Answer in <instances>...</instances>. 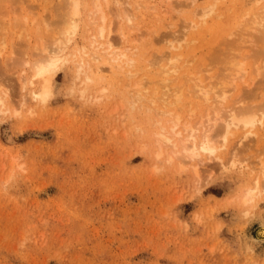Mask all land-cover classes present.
Instances as JSON below:
<instances>
[{
	"label": "rangeland",
	"instance_id": "374dc122",
	"mask_svg": "<svg viewBox=\"0 0 264 264\" xmlns=\"http://www.w3.org/2000/svg\"><path fill=\"white\" fill-rule=\"evenodd\" d=\"M48 1L53 2V9L57 7L59 11L61 0L59 3L56 0H0V20L4 21L3 24L0 21L1 51L3 47V51H0V71L7 76L0 77V92L6 93H0L4 100L1 109L4 113L0 112V264H264V237L257 235L260 226L264 225V171L261 170L264 168V127L257 122L251 129L230 128L225 133L220 131L218 136L212 132L211 135L216 137L213 139L217 142V155L226 165L232 162L234 156H238V159L234 160H239L236 164L237 169L242 167L241 172L222 171L213 156L210 159L204 156L202 160L185 159L187 164L181 158L184 167H180V159H177L179 154L172 152V146L169 149L170 144L166 143L167 146L164 147V144L162 147L164 142L159 139L160 135L155 137L156 133H162L169 138L173 125H170L168 120L173 121L175 116L179 119L176 120L179 125L173 133L177 129L182 131L180 123L187 125L189 122L191 127H198L203 119L199 121L201 116L205 119L215 117V111L209 113L213 110L208 107L210 102H205V105L201 98L192 97V91H188L191 90V83L186 77H195L198 74L195 78L204 79V76L215 77V74L221 72L216 70L219 67L217 64L221 62L219 58L223 57L222 61L226 59L230 62L228 59L235 55L226 58V53L219 50L220 47L225 52L227 50L221 43L231 41L233 45L236 43L234 48L237 44L241 45L238 42L242 36L235 35L234 28L237 29L241 25L239 22L245 23L242 22L244 13L247 15L249 10L250 13L258 10L263 1L257 3V0H181L184 4L189 1L192 3L185 6L180 1L179 4L182 5L178 7V3L173 4L172 0V8L164 11L159 6L160 0H124L131 4L129 7L123 6V10L130 14L129 22L123 17L119 20L114 18V10H110L114 7L111 0L110 7L105 9V15L109 11L113 13L110 17L106 15V21L113 22H110L113 25L109 34V50L123 53L127 61L119 62L113 68L101 66V71L96 70L97 78L85 85L82 75L76 77L72 61L64 62L53 80L51 94L40 101L31 95L28 88L21 89L17 74L24 68L20 66L23 60H19L24 50L27 54L21 58L30 59L29 61L33 59L32 55L37 53L32 51L39 46L36 42L40 40V35L36 32H40L41 37L46 33H42V21H36L37 24H34L33 20L48 18L43 23L50 20L44 24L45 29L51 26V34L48 33L50 36L55 34V25L59 24L57 31L62 27V23L57 24L58 17L61 16L60 11L55 10L58 14L55 19L56 12L52 8L50 10L53 6H49ZM88 3L89 0H81L78 20L80 24L77 23L76 36L74 34L69 43L70 50L82 46L88 48L90 37L98 33L96 26L99 21L94 25L88 21L93 19L88 16L89 10L93 9L91 3ZM57 4L59 5L56 6ZM209 7H212L213 15L208 13L209 15L203 18L197 14L193 15L194 10L208 12ZM44 8L47 9L46 13H42ZM15 13H18L17 17L20 18L19 14L26 15L24 19L28 17L27 21H24L25 24L20 21L24 28H28L23 29L25 33L28 30L26 34L29 33V36L23 35L24 38L28 37L29 44L23 42V35L20 36L23 29H15L17 25H10L15 22H11ZM1 15L10 19H1ZM30 15L35 17L33 22L30 21L32 24L28 22L33 18ZM8 21L9 25L6 23ZM188 21L195 26L190 28V24H186ZM182 22H185L183 25L186 24L188 28H182ZM237 22L239 26L236 25ZM4 23L7 24L5 29ZM33 24L39 29L32 27ZM34 28L39 31H34ZM184 28L182 33L181 29ZM240 28L239 33L243 29ZM18 31L20 32L17 33ZM30 31H34L39 40L36 39L37 36L33 37L35 34ZM57 31L59 36L60 31ZM177 31H180V34ZM174 32L178 37H183L179 39L181 43L171 39L175 35L170 36L171 38L166 36L168 39L164 37L165 34ZM228 32H235L237 37L234 38L233 34L232 36L236 42L227 40L231 38H228ZM251 33L252 31L249 32L250 35ZM257 33L261 32L255 34ZM11 34L13 37H10ZM47 35L45 34V37ZM50 36L49 41L48 37L46 40L42 38L44 43H50ZM15 37L21 38L19 41L23 46L25 43L28 48L22 49L21 52L20 42L17 39L16 44ZM223 37H227L226 41L222 40ZM251 41L262 50L261 40L258 39L260 44L254 39ZM231 42L224 43L228 49ZM32 43L36 44L34 49L30 47ZM11 44L19 45L20 49L17 51L18 46ZM9 45L14 48H9ZM170 45L177 49H171ZM246 46L242 49V46H239L241 50L236 48L240 56L234 58L239 62L243 59L244 67L242 63H238L246 70L245 74L252 78L253 83L251 81V86L246 90L244 88V94L240 93L242 101L236 97V93L243 89L237 87L221 106L226 111V108L236 102L233 101L232 104L231 99H239L241 103L237 100L239 104L236 102L233 108L238 106L244 109L236 111L237 117L239 112L243 116L248 107L254 109L255 113L250 112L251 110L247 113L259 114L255 110L258 105L260 112L261 108L262 112L264 111V77L260 78L264 72L261 67L264 62L260 63L264 60V55L259 53L256 56L255 46L252 50L251 45ZM9 49L15 50L11 51L14 53L11 56ZM214 51H217L216 54ZM218 52H221L220 57L217 56ZM152 53L157 56L174 53L180 56L177 65L182 66L186 62L187 67L184 64L173 76H159L164 61L160 59V64L156 61V67L155 60L158 59ZM213 53L217 57H212ZM246 53L253 58L245 56ZM213 59L219 62L216 63ZM255 60H259V66ZM234 61L233 63H236ZM15 64L18 65L15 67ZM255 65L257 69L260 67L262 70L261 72L259 68L260 71L256 73L258 76L255 74ZM228 66L231 67L230 64ZM203 69L207 70L208 75ZM180 75L181 77H178ZM173 77H176L175 81ZM144 78L145 83L150 82V86L148 83L145 87L139 84ZM161 79H172L168 86L166 84L167 89H171L169 94H173L172 97L177 93L174 87H181L178 89L181 95L178 101L176 96L173 104L174 98L171 96L166 103L160 99L158 101L157 97L163 90L158 85L164 87L167 83H162ZM135 83L141 86L137 88ZM181 83L183 84L179 86ZM81 89L84 92L81 93ZM247 89L252 91L249 92L251 96H248ZM103 90L105 92H102ZM136 93H139V98L135 96L138 98L137 102L134 97L138 95ZM207 107L211 110L206 111ZM223 109H220V115L224 113ZM205 111L207 115L203 114ZM194 121L198 124H194ZM219 125L221 122L217 128ZM196 126L194 128H197ZM160 127L163 128L162 132ZM246 130L253 135L246 136ZM243 137H246L245 140ZM156 138L162 142L160 147ZM241 138L243 142L238 149L236 142ZM171 139L180 147L176 136ZM234 146H237L238 151L233 149ZM156 153L161 155L157 157ZM260 163H263L262 167ZM194 166L197 167V175L193 173ZM208 175L212 176L209 181L206 178ZM246 191L247 194L251 191L254 196L250 194L251 198ZM243 196H246V202L243 201Z\"/></svg>",
	"mask_w": 264,
	"mask_h": 264
},
{
	"label": "bare ground",
	"instance_id": "6f19581e",
	"mask_svg": "<svg viewBox=\"0 0 264 264\" xmlns=\"http://www.w3.org/2000/svg\"><path fill=\"white\" fill-rule=\"evenodd\" d=\"M11 1V0H10ZM21 1V0H20ZM53 1V0H52ZM57 1V3H59V1L60 0H56ZM84 1V0H83ZM86 1H88V0H86ZM101 1V2H100ZM104 3H103V2ZM110 1L111 0H109V1H107V0H89V3L88 4H90L91 3V5L90 6H92V8L93 9H91V10H89V13H88V16H90V17H92L91 19L92 20H88V21H90L89 23H92L93 25L95 24V23H97L98 21H99V24H98V26H96L97 28V30H98V33H97V35H95V36H91L90 38H91V41H90V46H88V48L87 47H81V48H76V49H72V50H70L69 49V43H70V41L72 40V38L74 37V36H76V30L78 29L77 28V23H79V16H80V9H81V0H61L60 1V8H59V11H60V14L59 15H61V16H59L58 17V20H59V22H57V24L58 23H62V27L59 29V31H60V34H59V36L56 34V31L58 30L57 29V26L59 25H55V27H56V31H55V34H52L51 36L49 35V34H51L50 32V30L52 29H49V28H46L45 29V25L44 24H47V23H43V21H45L46 22V20L48 19H45V20H43V18H42V20L40 19L41 17H39V19H40V21H38L37 19L36 20H33V19H35V17H33L32 15H30V16H32L33 18L30 20H28V22L29 23H31L32 24V22L34 21V24H37L36 23V21L39 23V22H41L42 21V23L40 24V25H43V29L42 30H44L42 33L44 34L45 32V34L47 35L48 33V35L45 37V34H44V36L43 37H41V35L42 34H39L40 32H36L37 33V35H40V40L38 39V36L35 34V32L34 31H36L37 29H39V28H37L36 26L37 25H35L34 26V24L32 25V27L34 26L35 28H37V29H35L33 32H31L30 31V33L32 34V33H34L35 35H33V37H36V39H38L39 41H37L36 43H37V45H39L38 46V48H35L36 46V44L35 43H32V45H30V47H33V46H35V47H33V49L34 50H32V48H30L32 51H36L37 53H36V55L34 54V56L32 55V60L31 61H29V60H25L26 58H24V59H22L23 58V56H26L25 54H27V53H25L26 51L24 50L26 47L28 48V46H25V43H24V46H23V44L19 41V40H21V38L23 39L24 38V36L26 35V36H29V33L28 34H26L27 33V27L25 26V28H27L26 30V33H25V28L22 26L23 25V23L22 22H24V21H27V19H28V17L27 18H23V17H25L24 15L22 16L21 14H19L20 16H21V18L20 17H17V14L18 13H15V14H13V17L11 18L12 19V21L11 22H17V21H19V22H17V24H15V22H14V24L12 23V24H10L11 26H13V27H15V25H17V27H15V29H17L18 27H19V30H21V29H23V30H21L22 32H20V31H18L17 33H21V35L20 36H22L23 34H25V35H23L20 39H18L17 37V35H15V36H17V37H15L14 39H16L15 40V43L17 44V42L19 41L20 42V44L19 45H21V49H20V47H19V45H16V46H18L16 49H17V51H18V49H20L21 50V52H22V49L24 50V54H22V55H20V58H19V60H23L22 61V64L20 65V66H22V68H23V66H24V68L21 70V74L18 72V74L17 75H19L18 76V79H19V82H20V87H21V89H26V88H28L29 89V91H30V93H31V95L35 98V99H39L40 101L41 100H44V98H46L48 95H50L51 94V92H52V86H53V80H54V78H55V76H56V74H57V72H58V70H59V67L64 63V62H68V61H72V63L75 65V69H76V77L77 76H79V75H82L83 76V78H84V80H83V82H84V85L85 84H88V83H91L92 81H93V79L94 78H97V77H95L96 76V70L99 72V71H101V66H103L104 67V65H107V67H110V68H113V67H115V64L117 65L119 62H121V61H123V60H125V61H127L126 59V57H125V55L123 54V53H119V52H114V51H111V50H109V48L111 47V44H110V41H109V34H111V30H112V27H111V25H113V24H111V23H113L111 20H108V21H106V17H110L111 15H113V13H114V18H116L117 20H119V19H121V17H123V18H126L129 22L131 21V17H130V14L127 12V10H123V6L124 5H128V7L131 5L129 2H127V1H124V0H112L111 2H112V4H113V6L114 7H111V9L110 10H114V12L112 13V12H110L109 10V12H110V15H109V12L108 13H106V15L108 14V16H106L105 15V9L107 10V8L108 7H110L109 6V4H110ZM161 2L159 3V6H160V8H162V9H164V11L167 9H169V7H171L172 8V6H171V4H172V0H160ZM180 1L181 0H179L178 2H174V0H173V4H176L177 5V3H178V7H179V5H182V4H179L180 3ZM247 1V0H246ZM259 1H263V2H261V4L262 5H260L261 7H258V10H255V11H252L251 13H250V11L251 10H249V13L246 15L245 13H244V15H245V17L247 18V20H246V18L244 17V15H242V16H240V18H239V20H241V17H242V22H244L245 21V23L246 22H248V24H242V23H240L239 22V24H241L240 26L238 25V22H237V24L236 25H238L237 27L239 28V29H241L240 27H242L243 29L241 30L242 32L241 33H239V29L237 28V29H235L236 27V25L234 26L235 28H234V31H236V33L235 32H228V38H230V39H227V40H233V41H235L236 42V40L234 39V38H236L237 36H242L241 37V39L239 40V44H241V45H239L240 47H241V49L244 47V48H246L247 46V44L250 46L251 45V47H250V49L252 50L253 48H254V46H255V49H256V51H255V49H254V55H256L257 56V54L259 55V53H261V55H264V0H257V3H259ZM181 2H183V1H181ZM184 2H185V0H184ZM184 2H183V4H184ZM47 3V2H46ZM48 5L50 6V4L52 5V3L53 2H51V1H48ZM56 3V2H55ZM103 3V4H102ZM192 2H186V4H184L185 6H188V5H190ZM255 3H256V1L254 2V6H255ZM138 4V3H137ZM47 5V7L49 8V6ZM54 5V4H53ZM52 5V6H53ZM59 4H57L56 6H58ZM139 5V4H138ZM214 5V4H213ZM257 5V4H256ZM55 6V7H56ZM85 6V5H84ZM89 6V7H90ZM137 6V5H136ZM212 6V5H211ZM252 6H253V4H252ZM251 6V7H252ZM253 6V7H254ZM46 7V6H45ZM46 7V8H47ZM88 7V8H89ZM139 7V6H138ZM214 7V6H213ZM217 7V6H216ZM252 7V8H253ZM51 8L53 9L54 8V6L53 7H50V10H51ZM85 8V7H84ZM215 8V7H214ZM245 8H247V7H245ZM255 8H256V6H255ZM260 8V9H259ZM207 9H209V10H207L208 12H200L199 10L198 11H195L194 10V16L197 14V15H199V16H201V18H203L204 16H206L207 17V15H209L208 13H210L211 14V12H212V7H209V8H207ZM254 9V8H253ZM252 9V10H253ZM54 11L55 10H57V12H59L58 11V9H57V7L55 8V9H53ZM83 10V9H82ZM85 10V9H84ZM112 10V11H113ZM43 12L42 13H44V11H45V13L47 12V9L45 10V8H44V10H42ZM49 11V10H48ZM54 11H53V13H54ZM246 11H248V10H246ZM245 11V12H246ZM257 11H259V12H257ZM56 12V11H55ZM57 12L56 13H54V16L56 17H54L55 19H57V16L56 15H58L57 14ZM217 12V11H216ZM30 13H32V12H30ZM34 13V12H33ZM32 13V14H33ZM169 13V12H168ZM24 14H27V13H25L24 12ZM29 14V13H28ZM36 14V13H35ZM41 14V13H40ZM52 14V13H51ZM249 14H250V16H249ZM14 15H16V16H14ZM211 15H213V14H211ZM35 16V15H34ZM43 16H44V14H43ZM46 16V15H45ZM88 16H87V19H88ZM218 16V15H217ZM1 19H3V18H6V17H8V16H2L1 15ZM15 17V18H14ZM52 17H53V15H52ZM61 17V18H60ZM13 18H14V20H13ZM245 18V19H244ZM7 19V18H6ZM8 19H10L9 17H8ZM15 19H19V20H15ZM53 19V18H52ZM54 19V20H55ZM60 19H61V21H60ZM98 19V20H97ZM20 20H22V22L20 21ZM33 20V21H32ZM1 22H2V20H0ZM30 21H32V22H30ZM55 21H57V20H55ZM4 22V21H3ZM3 22H2V24H3ZM108 22V24H105V23H107ZM111 22V23H110ZM8 25H9V21L8 22H6ZM6 23H4V25L6 24ZM18 23L20 24L19 26H18ZM183 23H185V22H182V24H181V26H182V28L183 27H185V28H188L187 27V25L188 24H190L189 26H190V28L191 27H194L191 23H189V21L188 22H186V24H184L183 25ZM7 24H6V26H4V25H1V26H4V29L7 27ZM24 24H25V22H24ZM50 24V23H49ZM55 24V23H54ZM80 24V23H79ZM78 24V25H79ZM91 24V25H92ZM39 25V24H38ZM50 25H53L52 23L50 24ZM27 26H29V25H27ZM54 26V25H53ZM21 27V28H20ZM32 27H31V29H32ZM38 27H40V26H38ZM42 27V26H41ZM60 27V26H59ZM58 27V28H59ZM79 27V26H78ZM3 28V27H2ZM1 28V29H2ZM8 28H10V27H8ZM93 28H95V27H93ZM111 28V29H110ZM185 28L184 29H181L182 31V33H184L183 32V30H185ZM189 28V29H190ZM4 29H2V30H4ZM11 29H12V27H11ZM14 29V30H15ZM30 29V30H31ZM47 29H49V31L47 30ZM7 30V29H6ZM14 30H12L13 32H14ZM41 30V31H42ZM46 30V31H45ZM233 30V29H232ZM232 30H230V31H232ZM9 31L11 32V30L9 29ZM24 31V32H23ZM37 31H39V30H37ZM53 31L54 30H52V33H53ZM59 31H57V32H59ZM252 31V33H251V35L252 34H254L253 36H251L250 34H249V32H251ZM253 31H254V33H253ZM178 32V31H177ZM239 34H238V33ZM256 32H261L260 34L262 35H260L259 33H257V34H255ZM12 33V32H11ZM15 33V32H14ZM16 33V34H17ZM179 34H180V31L178 32ZM181 33V34H182ZM234 33H235V35H237V36H235L234 35ZM10 34V33H9ZM75 34V35H74ZM167 34H169V33H167ZM167 34H165V38H167L168 36L170 37H172L173 35H175V36H173L171 39L174 41H176V40H178V42L180 41L179 39H181V37H180V35H179V37H178V34H176L175 32L174 33H172V34H169V35H167ZM232 34L234 35V38H233V36H232ZM58 37H57V36ZM74 35V36H73ZM257 35V36H256ZM12 36V34L10 35V37ZM49 36L51 37V41H50V43L48 42V44H46V43H44V41L42 40V38H45L44 40H46V38H47V40L49 39ZM54 36V37H53ZM56 36V37H55ZM167 36V37H166ZM260 36H261V38H260ZM13 37V36H12ZM178 37V38H177ZM225 37V36H224ZM223 37V39L222 40H225L226 41V38H224ZM252 37V38H251ZM257 37H258V39L259 40H261L262 41V45H261V48H262V50L260 49V47H258V45L256 46V44H254V43H251L252 41H251V39L253 40H256L257 41V43H259V41H258V39H257ZM28 37H25L24 38V41L23 42H26V43H28L29 44V41H28V39H27ZM90 38H88V39H90ZM177 38V39H176ZM183 38V37H182ZM17 39H18V41H17ZM27 39V40H26ZM168 39V38H167ZM13 40V39H12ZM26 40V41H25ZM42 40V42H40ZM50 40V39H49ZM48 40V41H49ZM171 40V41H172ZM17 41V42H16ZM170 41V43L172 44V42ZM12 42H14V41H12ZM34 42H35V38H34ZM177 42V43H178ZM221 42V41H220ZM227 43H228V41H226ZM226 42H224L223 41V43H221V44H223L225 47H224V49H227L228 51L230 50V47H232L231 45H233L232 43L233 42H231V44H230V46H229V49L226 47V45L224 44V43H226ZM229 42V43H230ZM234 42V43H235ZM11 43V40H10V42H9V44ZM72 43V42H71ZM179 43H181V41L179 42ZM226 43V44H227ZM228 43V44H229ZM35 44V45H34ZM236 44V43H235ZM234 44V45H235ZM254 44V45H253ZM260 44V43H259ZM11 45H13V46H15L14 44H11ZM27 45V44H26ZM88 45V44H87ZM234 45H233V47L231 48V50H230V52L228 53L227 52V50H226V52L225 51H223L222 50V48L220 49L219 48V50H221L222 52H224V53H226L224 56L226 57V58H230L229 56L230 55H233V54H235V55H233V57L231 58V59H228L230 62H227V60L225 61V60H223L222 61V58L220 57V54H221V52H218V55L217 56H219L220 58L219 59H221L220 61V63H221V65H219V64H217L219 67H221V69L217 66V65H215L217 62H219V60L217 61V60H214L216 63L214 64L216 67H218V69H216V70H218V71H221V72H224V74L223 73H221V72H218L217 74H215V79L213 78V77H205L204 76V79L202 78V79H197V78H195V77H192V75H190V76H185L186 77V80L189 82V83H191V90H188V91H192L191 92V94H193L194 96H192V97H196V98H201V100H203L204 101V104H205V102H210L209 103V108L211 107V109H213V110H211V109H209L208 107L207 108H205V110L206 111H208V110H211L209 113L210 114H212V113H214L213 111H215V117L213 118V117H211V119H210V117H209V119H205V117L204 116H201L200 117V119H199V121H201V118H203L202 119V121H205V122H200L199 123V125H198V127L196 126V125H194V124H198V123H196L195 121H197V120H195L194 122V126H196L197 128H194V126L193 127H191L190 125H189V122H187V125H183V123H180V124H182L180 127H181V129H182V131H180V130H176L174 133H173V130H175V128L177 127V125H179L178 124V122H176V120H179V119H176V118H178L177 116H175L176 118L172 121L171 119H169L168 121L170 122V125H173V126H171L172 127V130H171V128L170 127H168V128H170L169 130H171L172 131V133H173V136H171L172 135V133L169 135V132H171V131H169L168 133H167V135H169V138L168 137H166L164 134H159V133H156L155 135V137H160L161 136V138H159L162 142H164L163 144H161L162 142H160V141H158V139L156 138V143L159 145V147H160V144L162 145V147H163V145H164V147L165 146H167L168 144H170L169 146H170V148L169 149H171V146H172V152L173 153H177V154H179L180 155V158H179V155H178V158H177V155H175L174 154V156L177 158V159H180L179 160V162H181L180 163V167H184V162L187 164V160H193V159H196V160H202V157H204V156H206V157H208L209 159H210V157L211 156H213V158L215 159V160H217L218 161V165H219V168L220 169H223L222 171H224V170H229V171H236L237 170V172L239 171V172H241V169H242V167L240 166V168H238L237 169V162L239 161H236L235 162V160L234 159H238V156H236V158H235V156L233 157V160H232V162H230V163H228L227 165L225 164V162H224V160L221 158V157H219V155H217V152H218V147H217V142H216V140H214L213 138H216L215 137V135H217L218 136V134H219V132L221 131V132H223V133H225V132H227L230 128H233V129H251L253 126H254V124L256 123V124H258L257 122H259V124L258 125H262L263 127H264V121H262V118L264 117L263 116V112H262V108H261V112H260V109H259V106L260 105H258V109H259V111H258V109H255V110H257L256 111V113L257 112H259V114L257 113V115L256 114H254L255 112H254V109H249L250 107H248V110H251L250 112H254V113H247L248 112V110H246L247 112L246 113H244V115L242 116L241 114V112H239V114H236V115H239L238 117L237 116H235V113H237L236 111H243V110H241L243 107H236V109L235 108H233L234 106H236V105H234L236 102H237V100H239V99H237V100H235V98L236 97H239L240 99H241V97L240 96H242L241 94L243 93L244 94V88H245V90H246V88H249L251 85L250 84H252L253 83V80H251L252 78H250V77H248L245 73V69H243L242 68V66L239 64V63H242V65H243V59H242V61L241 62H239V61H236V59H237V57H239L240 55H238V51H237V49H240L239 48V46H238V44H237V46L234 48ZM244 45V46H243ZM253 45V46H252ZM13 46H8L9 48L11 47V48H14ZM15 46V47H16ZM217 46V45H216ZM219 46V45H218ZM246 46V47H245ZM248 46V47H249ZM260 46V45H259ZM23 47V48H22ZM170 47H171V49L173 48V49H177V47L175 48L174 46L172 47L171 45H170ZM258 47V48H257ZM217 48V47H216ZM237 48V49H236ZM37 49H38V51H37ZM233 49V50H232ZM234 49H235V51H234ZM240 49V50H241ZM6 50V49H5ZM20 50H19V52H20ZM30 50V51H31ZM167 50V49H166ZM216 50V49H215ZM1 51V50H0ZM2 51H3V47H2ZM1 51V52H2ZM11 51H15V50H11ZM10 51V49H9V55L11 56V54L13 55L14 53H12ZM29 51V52H30ZM68 51V52H67ZM231 51H232V53H231ZM262 51V52H261ZM11 52V53H10ZM166 52V51H165ZM216 52L217 51H214V53L216 54ZM234 52V53H233ZM237 52V53H236ZM163 53V52H162ZM213 53V54H214ZM4 54V53H3ZM17 54V53H16ZM19 54V53H18ZM30 55H31V53H29ZM38 54V55H37ZM152 54H155L156 55V53H152ZM152 54H150L151 56H153ZM212 54V57L213 56H216L215 54L213 55ZM253 54V53H252ZM165 55V56H164ZM164 55H162V56H155L158 60H155V64L158 62V61H160V59H161V61H164V65L162 66V68H161V72L160 73H158V75L160 76V74H163V75H165V77L166 76H169V75H176L178 72V69H180L182 66H184V64L186 65V62H184V64L182 65V66H179V65H177L178 64V60H179V57L180 56H178V55H176V54H172V53H168V54H164ZM223 55V54H222ZM221 55V56H222ZM226 55H228V57L226 56ZM238 55V56H237ZM248 55H249V53H248ZM247 55V53L245 54V56H248ZM261 55H260V57H261ZM3 56V55H2ZM19 56V55H18ZM216 56V57H217ZM234 56L236 57V59L234 58ZM244 56V55H243ZM243 56H242V58H243ZM3 57H5V56H3ZM22 57V58H21ZM36 57H37V59H36ZM160 57V58H159ZM184 57V56H183ZM249 57V56H248ZM35 58V59H34ZM241 58V57H240ZM246 58V57H245ZM249 58H253V57H249ZM264 58V57H263ZM69 59V60H68ZM151 59H153L152 57H151ZM224 59V58H223ZM248 58H246V60H247ZM16 60H17V58H16ZM18 60V61H19ZM33 60H35V61H33ZM148 60V59H147ZM181 60V59H180ZM185 60V59H184ZM233 60H235L236 61V63H233ZM263 60V59H262ZM260 61V63L261 62H264V60L263 61ZM13 61V60H12ZM33 61V62H32ZM150 61V60H149ZM148 61V62H149ZM157 61V62H156ZM160 61V62H161ZM183 61V60H182ZM181 61V62H182ZM187 61V60H186ZM234 61V62H235ZM256 61V60H255ZM259 61V60H258ZM258 61H256L257 62V64H258ZM3 62V61H2ZM1 62V63H2ZM14 62H16L15 61V59H14ZM225 62H227V63H225ZM239 62V63H238ZM9 63H11V62H9ZM13 63V62H12ZM92 63L94 64V65H92ZM159 63V62H158ZM225 63V65H222V64H224ZM259 63V64H260ZM2 64H4V63H2ZM160 64V63H159ZM231 65V67L230 66H228V65ZM252 64V63H251ZM255 63H253V65H254ZM259 64H258V66H259ZM263 64V66H261L262 68H264V63H262ZM6 65V64H5ZM14 65V64H13ZM16 65H18V64H15V67H16ZM72 65V64H71ZM148 65H150V64H148ZM153 64H151V66H152ZM19 66V67H20ZM93 66V67H92ZM156 67H157V64L155 65ZM225 67V68H222V67ZM256 66L257 65H255V68H256ZM5 67V66H4ZM14 67V66H13ZM14 67V68H15ZM18 67V66H17ZM152 67H154V66H152ZM155 67V68H156ZM186 67H187V65H186ZM227 67V68H226ZM243 67H244V65H243ZM8 68H10V67H8ZM159 68V69H160ZM254 68V66H253V69H255ZM260 68V67H259ZM259 68L256 70L255 69V74L258 72V70H259ZM1 69V68H0ZM13 69V68H12ZM20 68H18V70H19ZM248 69V68H247ZM9 70V69H8ZM11 70V69H10ZM14 70V73H15V69H13ZM74 70V69H73ZM260 70H261V68H260ZM259 70V71H260ZM264 70V69H263ZM12 71V70H11ZM203 71H205L204 73L206 74V75H208L207 73V70H204L203 69ZM202 71V72H203ZM1 72V71H0ZM13 72V71H12ZM11 72V73H12ZM215 72V71H214ZM226 72V73H225ZM251 72H252V70H251ZM261 72H262V70H261ZM2 73V72H1ZM0 73V74H1ZM14 73H12V74H14ZM264 73V72H263ZM263 73H261V76H260V78H262V77H264L263 75ZM4 73H2L1 75H0V77L1 76H4L3 75ZM11 74V75H12ZM203 74V73H202ZM157 75V74H156ZM155 75V76H156ZM163 75H161V76H163ZM185 75V74H184ZM218 75H220L219 77H218ZM257 76H258V74H256ZM12 76H14V75H12ZM11 76V77H12ZM217 76V77H216ZM4 77H7V76H4ZM75 77V78H76ZM156 77H158V76H156ZM177 77V76H176ZM176 77H173V81H175V78ZM178 77H181V75L180 76H178ZM17 78V77H16ZM216 78H217V80H216ZM1 79V78H0ZM8 79H10L9 77H8ZM77 79V78H76ZM141 79H143V78H141ZM212 79H214V81H212ZM255 79V78H254ZM3 80H4V78H3ZM12 80H14V79H12ZM140 80V79H139ZM147 80V79H146ZM172 80V79H171ZM171 80H169V79H167V80H163L162 81V79L160 80L162 83H165V82H167V83H165V85H164V87L163 86H161L160 84L158 85V86H160L162 89H159V90H162V92L160 93V96L159 97H157L158 98V101H160V100H162L164 103H166V101H167V99L169 98V96H171L172 97V95H171V93L169 94V91H171V89L169 90V89H167V86H168V83L171 81ZM216 80V81H215ZM9 81V80H8ZM17 81V80H16ZM155 82H157L156 80H154ZM159 81V83H161ZM251 81H252V83H251ZM264 81V80H263ZM2 82H4V81H2ZM10 82V81H9ZM8 82V83H9ZM138 82V81H137ZM140 82H142V83H140ZM139 82V84H143L142 85V87H145V85L148 83L147 81V83H145V78H144V80L143 81H140ZM144 82V83H143ZM183 82V81H182ZM186 82V81H185ZM235 82L237 83L238 82V84H235ZM5 83V82H4ZM150 83V82H149ZM149 83H148V85H149ZM153 83V82H152ZM158 83V82H157ZM74 84V83H73ZM77 84V83H76ZM138 84V83H137ZM136 83H135V87H139V86H141V85H137ZM166 84H167V86H166ZM183 83H181L179 86H181ZM4 85V84H3ZM3 85H1V87L3 86ZM6 85H7V83H6ZM10 85V84H9ZM11 86V85H10ZM37 86V87H36ZM150 86V85H149ZM157 86V87H158ZM175 86V85H174ZM173 86V87H174ZM85 87V86H84ZM159 87V88H160ZM237 87H239V88H242L243 90H241V91H239L238 93H236L237 94V96L235 97V98H233V99H231V101H232V106H230V107H228V108H226V111L223 109V107H221L222 106V104L229 98V96L231 95V93L237 88ZM3 88H4V86H3ZM8 88V87H7ZM150 88V87H149ZM153 89H154V86L152 87ZM175 88V90L177 89V93L175 92V95L174 96H176L177 97V100H176V98H174V96L172 97V98H174V101L172 100V104L173 103H175V100L176 101H178V98H180L181 97V95H180V92L178 93V89H180L179 87H174ZM11 89V88H10ZM73 89H74V87H73ZM73 89H71V90H73ZM187 89V88H186ZM71 90H70V92H71ZM83 89H81V93L82 92H84V91H82ZM84 90H85V88H84ZM107 90V89H106ZM238 90H240V89H238ZM0 91H1V88H0ZM145 91H148V90H145ZM180 91V90H179ZM3 92V91H2ZM2 92H0V93H2ZM73 92V91H72ZM102 92H105V90H103ZM140 92V91H139ZM189 92V93H190ZM247 92L249 93V92H252V91H250V89H247ZM142 93H144V91L142 92ZM241 93V94H240ZM4 93H2V95H3ZM136 94H138V95H134V97L135 96H137L138 98H139V93H136ZM190 94V95H191ZM247 94V93H246ZM251 93H249L248 94V96H251L250 95ZM4 95H6V93L4 94ZM82 95V94H81ZM147 95V94H146ZM149 95V94H148ZM152 95V94H151ZM240 95V96H239ZM183 96V95H182ZM247 96V95H246ZM137 97H135L136 98V102H137V100H138V98ZM140 98H144V97H140ZM157 98L155 99V100H157ZM195 98V99H196ZM247 98V97H246ZM150 99H151V97H150ZM153 99V98H152ZM160 99V100H159ZM171 99V98H170ZM250 99V98H249ZM141 100V99H140ZM139 100V101H140ZM197 100V99H196ZM200 100V101H201ZM48 101V100H47ZM148 101V100H147ZM234 101V102H233ZM241 101H242V99H241ZM133 102H135V101H133ZM239 103H241L240 102V100L238 101ZM237 102V104H239ZM249 102V101H248ZM203 103V102H202ZM229 103H231V102H229ZM150 104H152V102H150ZM171 104V105H172ZM251 104H252V102H251ZM206 105V104H205ZM2 106H4V100H3V96H1L0 95V112L3 114L4 112H2L1 111V109H2ZM162 106H164V105H162ZM228 106V105H227ZM246 106V105H245ZM247 107V106H246ZM257 107V106H256ZM263 108H264V106H262ZM140 108V107H139ZM223 109V111H224V113L222 114V115H220L221 114V112H220V114H219V111H220V109ZM239 108V109H238ZM208 109V110H207ZM244 109V108H243ZM150 110H151V108H150ZM193 111V110H192ZM206 111H205V113H203V114H206L207 115V113H206ZM191 112V111H190ZM212 112V113H211ZM245 112V111H244ZM1 113H0V115H1ZM241 113V114H240ZM263 113V114H262ZM199 114V113H198ZM246 114V115H245ZM260 114H262V117H260L261 115ZM191 115V114H190ZM192 115H193V112H192ZM241 115V116H240ZM198 116V115H197ZM200 116V115H199ZM191 117V116H190ZM256 117H258V119L256 118ZM171 118V117H170ZM167 122V121H166ZM219 122H221V125H219V127L217 128V125H218V123ZM159 123V122H158ZM157 123V124H158ZM215 124H217V125H215ZM160 125V124H159ZM215 125V126H214ZM183 126H185L184 128H183ZM189 126V127H188ZM213 126H214V128H215V130H216V133H215V130L213 129ZM221 127V128H220ZM260 127V126H259ZM162 129L163 128H159V130H161V132H162ZM211 129H213V130H211ZM217 130H218V133H217ZM165 131V130H164ZM168 131V130H167ZM160 132V131H159ZM215 134V135H211V134H213V133ZM250 134H252L253 135V133H251V132H249L248 130H246V132H245V135L247 136V135H249L250 136ZM158 135V136H157ZM160 135V136H159ZM171 136V137H170ZM174 136H176L177 137V139H179V144H181L180 145V147H177V145H176V143H175V140L174 141H172V139L171 138H173ZM248 136V137H249ZM244 138V139H243ZM243 138H241L240 140H238L237 142H236V145H238V149H240V147H239V145H241L242 144V142L243 141H241L242 139L243 140H245V138L246 137H243ZM159 142V143H158ZM166 143H167V145H166ZM237 147V146H236ZM235 146H234V148L233 149H235V150H237V148H236ZM242 147H243V145H242ZM168 149V150H169ZM175 149V151H173ZM170 151V150H169ZM238 151V150H237ZM159 152V151H158ZM171 152V154H173ZM232 153V152H231ZM157 154V157L158 156H160L161 154L159 153H156ZM155 154V155H156ZM156 157V156H155ZM170 157V156H169ZM168 157V158H169ZM172 157H173V155H172ZM175 158V159H176ZM181 158H183L184 160V162L182 161V159ZM230 158H231V156H230ZM230 158H229V160H228V162L230 161ZM170 159V158H169ZM168 159V160H169ZM185 159H187L186 161H185ZM261 160V159H260ZM259 160V161H260ZM169 161H171V160H169ZM178 162V163H179ZM262 162V161H261ZM261 164V163H260ZM179 165V164H178ZM182 165V166H181ZM262 165H263V163L260 165V167H262ZM192 168H194V171H193V173L194 174H198V171H197V167L196 166H194V167H192ZM193 170V169H192ZM262 171H264V168L263 169H261ZM221 171V172H222ZM262 171H261V174H262ZM226 172V171H225ZM236 174V173H235ZM260 174V175H261ZM211 175H213L212 173H211ZM206 176V178H208V181H209V179L212 177V176ZM262 176H263V178H264V172H263V174H262ZM261 176V177H262ZM198 177V176H197ZM201 178V177H200ZM199 178V179H200ZM198 179V178H197ZM207 180V179H206ZM212 180V179H211ZM261 180V179H260ZM264 180V179H263ZM199 181V180H198ZM203 180L201 179V182H202ZM207 182V181H206ZM256 182V180L254 181V183ZM204 183V182H203ZM202 185V184H201ZM200 185V186H201ZM263 185V184H262ZM256 186V187H255ZM255 189L257 190L258 188H257V182L255 183ZM261 186V185H260ZM249 190V189H248ZM252 190V189H251ZM249 192V191H248ZM251 192V191H250ZM248 193L247 194V191L245 192L248 196H250V194L252 195V193ZM258 193V192H257ZM261 193V192H260ZM252 196H254V195H252ZM244 197H246V196H243V199H244ZM251 197V196H250ZM252 198V197H251ZM250 198V200H253V199H251ZM249 199V198H248ZM244 202H246L245 201V199L243 200ZM249 201V200H248ZM263 224V223H262ZM257 235H259V236H263L264 237V225H262V226H260V228H259V230H258V232H257ZM259 241H260V239H258ZM263 242V241H262Z\"/></svg>",
	"mask_w": 264,
	"mask_h": 264
}]
</instances>
